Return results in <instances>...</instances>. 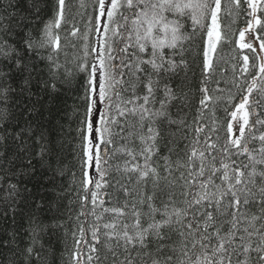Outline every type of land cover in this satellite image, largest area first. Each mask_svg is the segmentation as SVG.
Here are the masks:
<instances>
[{"label":"snow or ice","instance_id":"6c2138e0","mask_svg":"<svg viewBox=\"0 0 264 264\" xmlns=\"http://www.w3.org/2000/svg\"><path fill=\"white\" fill-rule=\"evenodd\" d=\"M243 2L247 26L239 30L236 44L255 53V40L264 53V32L251 35L257 26L264 29V0ZM241 3L231 0L236 8ZM35 7L28 0H0V124L5 129L0 136L5 142L0 166L8 168L16 167L15 159L22 160L19 152L28 143L22 139L25 132L39 127L34 121L43 119L40 92L49 86L41 77L45 69L39 62H48L52 92L57 91L55 79L62 67L51 53L42 57L40 52H60L66 0H55L54 16L43 24L38 39L25 31L33 23ZM221 11L222 0H93L83 56L76 59L75 71L82 74V83L74 108L82 195L72 235L79 236L77 249L82 243L88 245L87 264H264V118L257 111L264 110V55L251 65L255 75L238 102L229 95L225 116L219 121L214 118L207 133L201 115L189 125L172 111L177 101L186 100L175 78L187 69L196 40L202 46L205 77L200 88L201 114L213 101L206 81L213 67L212 54L222 40ZM78 32L73 27L71 35ZM92 33L94 45L89 42ZM249 70V56L244 55L240 72ZM65 72L66 78L73 74L71 69ZM34 84L39 86L36 92ZM254 90L260 99H250ZM25 93L29 99L23 108L19 101L11 105L18 116L9 131L13 119L9 102ZM182 129L187 132L178 137ZM53 132L48 128L49 145ZM14 147L17 151H12ZM45 151L51 156V149L41 145L39 155ZM116 158L115 170L125 182H116L113 200L105 189L113 167L109 161ZM93 167L99 174L95 180L89 178ZM11 175L35 177L32 161L21 163ZM48 183H54V178H48ZM20 184L17 180L2 189L3 214L27 217L28 245L17 247L13 257L19 253L23 264H32L33 259L41 264L43 236L50 227L63 224L45 223L43 193L61 194L55 187L41 185L37 199ZM86 234L91 242L84 239ZM10 235L12 240H4V245L16 240L17 233ZM72 256L75 264H84L78 251ZM21 259L10 264H21Z\"/></svg>","mask_w":264,"mask_h":264},{"label":"trees","instance_id":"16d2710c","mask_svg":"<svg viewBox=\"0 0 264 264\" xmlns=\"http://www.w3.org/2000/svg\"><path fill=\"white\" fill-rule=\"evenodd\" d=\"M28 3H35L36 7L31 9L33 23L25 31H31L34 38L38 39L43 24L54 16L55 0H28ZM92 4L93 0H66L64 20L59 30L61 50L59 53H52L51 49H44L40 52L42 57H47L51 53L53 60H58L62 67L55 79L57 91L52 92L53 79L49 77L48 62L47 60L39 62L38 66L45 69L41 73V77L48 82L49 86L47 91L40 92L44 105L43 119L34 121V125L38 124L39 127L34 126L31 131L25 132L22 139L27 140L28 143L19 152L22 160L13 158L16 167L0 166V245H3L0 246V264H10L13 259H21L19 253L13 257V252L17 247L20 249L26 248L29 242L26 238L27 233L24 231L28 227L27 217L22 218L20 214L13 217L10 212L7 215L3 214L5 193L2 189L6 188L9 183H16L17 180L21 181L19 185L21 189L27 187L37 196V199L42 194L40 191L41 185L49 189L55 187L56 192L61 194L59 197H55L51 193H43L45 197V223L50 226L54 222H63V224L59 227H50L49 233L43 236L44 251L42 252L41 264H75L72 256L74 251H78L84 264H87L88 245L82 243L80 248L77 249L75 239L79 236L77 235L74 238L72 235L76 224V215L80 211L79 196L82 195V192L79 191L82 174L79 160V140L76 135L77 118L74 116V108L82 83V74H77L75 71L76 59L83 56L85 44L83 36L89 29L88 20L92 15ZM246 7L243 0L239 8L232 5L231 0H222V11L219 18L222 40L218 42L216 50L212 54L213 67L206 81V86L209 89V94L213 97V101L209 103L207 109L202 111V114L199 111V101L202 98L200 88L202 87L201 81L205 77L202 71V46L199 40L193 43L192 51L187 57L189 62L187 69L181 70L175 78V84L179 86L180 91L187 94V97L183 103L176 102L178 107L172 109L173 115L183 118L185 123L189 125L198 115H201L202 123L207 126L205 133L212 127L211 121L214 118L219 121L225 116L224 109L228 106L227 98L229 95L236 97L238 102L240 94L247 88L248 82L255 75L256 70L251 65L258 64L256 59L258 55H264L259 50L258 41H253L254 47L257 49L255 53L249 49H241L236 44V40L239 38V30L247 26ZM37 16L39 17L38 21ZM262 19H264V15H262ZM73 27L79 29L76 36L71 35ZM262 32H264V29L257 26V32L251 33V35H258ZM248 35L249 33H246V43L248 42ZM89 42L90 45L96 43L94 33L90 34ZM244 55L249 56L250 70L249 73L242 75L240 67ZM66 69L72 70L71 77L66 78ZM237 83L241 87H236ZM14 87H17L18 91V86L14 85ZM217 88L221 91H216ZM38 90L39 86L34 84L33 91ZM217 97H219V100H217ZM36 98L33 95L31 100L35 101ZM28 99L27 93L24 94L23 98L18 95L11 98L9 110L13 114V119L9 122V131L15 126L18 116L17 108L11 107V105L19 101L20 107L23 108ZM250 99H260V93L254 90ZM257 111L264 118V110L258 108ZM20 123L23 125L24 121L21 120ZM48 128L54 129L50 145L47 140ZM4 131L3 125L0 124V136L3 135ZM186 132V129H182L178 133V137L185 135ZM219 134L222 136V131ZM42 135L45 139H41ZM192 135H195V133L193 132ZM213 138H215V134ZM4 143L3 140H0V153L4 151ZM184 143L185 141L181 142V148ZM41 145L51 149V156L47 151L43 156L39 155ZM12 151H17V148L14 147ZM9 155L11 156L12 153L10 152ZM29 160L32 161L34 166L35 177L29 179L26 175H11L20 170L21 163L26 165ZM109 162L113 167L106 177L110 186L105 191L112 193L113 200H115L117 198L116 188H118L116 182L124 183L125 179L117 174L115 170L119 158L111 159ZM48 178H54V183H48ZM89 178L91 180L99 178V174L94 167L89 169ZM21 195L28 196V193L22 191ZM28 198L30 199V197ZM120 199H122V194ZM83 219L81 217V220ZM13 232L17 233L16 240L11 244L4 245V240H12L10 234ZM84 239L91 242V235L86 234ZM37 250L40 251L39 248ZM21 264H23L22 259ZM32 264H37L35 259H33Z\"/></svg>","mask_w":264,"mask_h":264}]
</instances>
